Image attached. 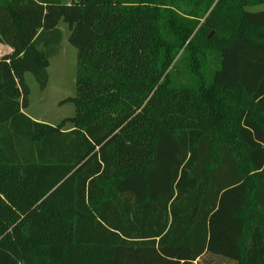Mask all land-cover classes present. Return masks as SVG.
I'll list each match as a JSON object with an SVG mask.
<instances>
[{"label": "trees", "instance_id": "16d2710c", "mask_svg": "<svg viewBox=\"0 0 264 264\" xmlns=\"http://www.w3.org/2000/svg\"><path fill=\"white\" fill-rule=\"evenodd\" d=\"M261 4L0 0V264H264ZM60 23L75 114L49 125L26 75Z\"/></svg>", "mask_w": 264, "mask_h": 264}, {"label": "rangeland", "instance_id": "374dc122", "mask_svg": "<svg viewBox=\"0 0 264 264\" xmlns=\"http://www.w3.org/2000/svg\"><path fill=\"white\" fill-rule=\"evenodd\" d=\"M65 4L72 0H62ZM247 11H264V4L247 6ZM63 32L58 55L50 61L48 69L49 81L45 90H41L31 74L26 75V82L30 88L29 107L25 113L33 120L49 125H58L62 120L75 114L74 104L68 102L76 94L77 53L68 43L69 31L67 25L59 24ZM6 46L0 45V55ZM180 51L173 59L169 71L173 75L182 74L185 69V59ZM68 125L66 129H70Z\"/></svg>", "mask_w": 264, "mask_h": 264}, {"label": "crops", "instance_id": "0c3cea01", "mask_svg": "<svg viewBox=\"0 0 264 264\" xmlns=\"http://www.w3.org/2000/svg\"><path fill=\"white\" fill-rule=\"evenodd\" d=\"M0 45H3V44H0ZM4 46H6L5 51H3L4 53H1L0 57H2L5 54H9L12 51V49L9 46L7 45H4Z\"/></svg>", "mask_w": 264, "mask_h": 264}]
</instances>
